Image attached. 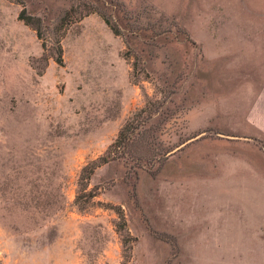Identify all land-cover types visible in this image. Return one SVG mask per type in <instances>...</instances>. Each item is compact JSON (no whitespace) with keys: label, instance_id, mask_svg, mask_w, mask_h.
<instances>
[{"label":"rangeland","instance_id":"374dc122","mask_svg":"<svg viewBox=\"0 0 264 264\" xmlns=\"http://www.w3.org/2000/svg\"><path fill=\"white\" fill-rule=\"evenodd\" d=\"M167 190L264 226V0H0V264H158Z\"/></svg>","mask_w":264,"mask_h":264},{"label":"crops","instance_id":"0c3cea01","mask_svg":"<svg viewBox=\"0 0 264 264\" xmlns=\"http://www.w3.org/2000/svg\"><path fill=\"white\" fill-rule=\"evenodd\" d=\"M225 199L216 191L162 192L158 264H255V247L264 264V226L243 224ZM143 243L139 237L131 263L154 258Z\"/></svg>","mask_w":264,"mask_h":264},{"label":"trees","instance_id":"16d2710c","mask_svg":"<svg viewBox=\"0 0 264 264\" xmlns=\"http://www.w3.org/2000/svg\"><path fill=\"white\" fill-rule=\"evenodd\" d=\"M95 12H97L103 19V21L105 22V24L113 31V33L115 35H118V26L116 24V22L113 21V18L110 16V15H107L103 12H101L100 10H96ZM18 20L19 21H22L25 25L27 26H33V30L36 32V36L39 40H41V34H40V30H39V27H36V23L39 24L40 20L39 19H35L31 16H28L26 15V12H25V9H22L20 11V13L18 14ZM56 44H57V50H56V57L54 59V61L58 64V65H63V55H62V48H61V45H60V40H57L56 41ZM41 47L42 49L44 50L45 49V44L42 42L41 43ZM130 127V124L127 122L123 128L120 130V132L118 133V136H117V139L116 141L114 142V144L112 146H116V145H119V144H125L127 145L131 138L133 137L132 133H133V130L134 128H131ZM132 130V131H131ZM101 162L102 163H105V159L104 158H101ZM99 165H97L96 163H93V167L91 168H88V167H85L83 168L82 170V173H86V179H89L91 177V175L93 174L94 170L96 167H98ZM124 224L120 225L119 228H121V230L124 229Z\"/></svg>","mask_w":264,"mask_h":264}]
</instances>
